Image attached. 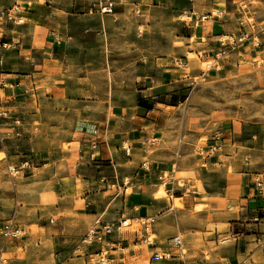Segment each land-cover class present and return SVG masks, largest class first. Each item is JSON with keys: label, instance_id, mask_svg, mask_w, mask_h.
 I'll return each mask as SVG.
<instances>
[{"label": "crops", "instance_id": "crops-1", "mask_svg": "<svg viewBox=\"0 0 264 264\" xmlns=\"http://www.w3.org/2000/svg\"><path fill=\"white\" fill-rule=\"evenodd\" d=\"M19 1L0 0V9L19 4V15L24 18L19 25H0V41L7 43L6 48L0 49V108L6 115L0 118V152L5 153L7 164L17 165L29 154L37 161L44 159L42 165L33 169L50 166L44 178L47 182L57 179L62 193L58 210L64 214L55 219L44 236L45 249L56 254L52 261L45 263L40 259L41 254H34L37 264H89L83 250L95 251L98 246L93 245V250L92 246L84 247L76 253L79 250L75 245L98 216L110 222L126 216L152 219L150 232L157 237L182 234L179 226H169L164 221L166 214L181 211L174 207V200L180 201L183 212L202 200H209L204 205L209 204L213 210L208 212L206 223L223 224L221 235L230 233L232 239L202 254L201 250L191 249L184 239L182 251L169 245L162 247L157 240L152 246H145L139 242V231L117 232L115 229L106 248L114 260L112 264H264V177L224 174L227 181L216 193L207 191L208 198L196 196L199 191H180L178 195L170 193L167 206L165 201L154 199L152 195L168 170L154 171L153 163L158 166L157 157L146 159V155L136 154L161 127L158 116L164 117L167 107L181 103L182 85L187 84L189 76L183 72V67L194 60L182 62L181 58L170 54L142 58L143 62L137 64L138 80L142 82L139 97L132 106L112 102L107 107L101 101L99 90L93 84L92 87L86 85L88 74L84 64H80L79 56L83 55V50H88L90 43L75 40L70 29L73 20L83 22L85 15H89L92 27L83 25L81 36L88 31L99 34L104 20L123 19L128 7L130 14H136L133 19L136 18L137 27H149L155 10L169 8L172 15L181 13L189 19L186 23L191 28L189 37L194 36L199 41L195 47L185 46L189 49L186 53L196 60L202 53L210 57L209 52L217 51L220 36L236 33L238 23L234 22L233 12L238 9L239 0H114L113 12L102 15L94 11L95 3L87 0H52L50 4ZM83 2L92 4L90 13L83 11ZM216 6L219 11L212 17L210 12ZM200 13L206 18L198 20ZM107 99L105 97L104 102ZM97 138L98 148L93 150L92 142ZM124 145L129 147V155L124 153ZM142 160L147 162V172L140 166ZM198 160L201 162L200 158ZM208 161L207 169L212 172L223 166L222 162L220 166L214 164L221 161L219 154ZM106 169L109 175H104ZM4 173L5 169L0 168V181L5 178ZM126 175H131L130 183L140 188V192L132 190L130 195H121V190L115 194L108 188V182L125 179ZM229 177L233 183H229ZM174 178L166 182L173 183ZM256 180L261 181V189L255 186ZM104 195L109 197L103 201ZM13 199L14 203L10 201ZM17 209V198L0 189V220L16 213ZM74 210L80 212L75 218L72 217ZM214 230L220 237L218 228ZM17 243L10 247L9 254L13 255L10 264H21L22 259L28 258H20L15 251ZM155 252L169 254V258L152 260Z\"/></svg>", "mask_w": 264, "mask_h": 264}, {"label": "rangeland", "instance_id": "rangeland-1", "mask_svg": "<svg viewBox=\"0 0 264 264\" xmlns=\"http://www.w3.org/2000/svg\"><path fill=\"white\" fill-rule=\"evenodd\" d=\"M16 1L20 3L19 0ZM87 1L95 3V0ZM88 2L81 3L86 13H90L89 8H92V4ZM219 2L217 5H222L218 4ZM237 6L238 9L236 8L233 12L234 22L238 23L235 34L238 33L241 22L246 29L253 21L256 24L255 31L259 32L260 44L254 49L244 44L218 59L215 58L218 50L209 52L210 57H205L206 53H202L196 60L194 56L186 53L189 49L185 46L195 47L199 40L194 36L189 37L191 28L186 26L189 19L181 16V13L172 15L169 8L155 10L156 12L152 14L153 19L148 23L149 27L136 26V18L133 19L136 14L129 13L130 7L123 19L117 22L104 20L99 34L96 31V33L88 31L85 36H81L83 25L92 27L93 20L89 15H85L83 22L73 20L70 25L75 40L90 43L88 50H83L82 57L79 56L82 58L80 64H84V71L86 75L88 74L86 85L92 87L93 84L99 90L101 101L107 107L112 102L132 106L136 97H139L142 82L138 80L137 64L143 62V60L140 61L142 58L170 54L181 58L182 62L194 60V63L188 67H183V72L189 76L186 80L187 84L182 85L184 91L179 97L181 103H177L174 107H167L164 110V117L158 116V124L161 127L153 136H150L151 139L146 141L144 148L136 153L138 156L146 155V159L157 157L158 166L156 168V164L153 163L154 171L168 170V173L164 172L165 178L158 182L159 185L152 195L154 199L165 201L167 206L171 199L170 193L178 195L180 191L187 193L195 190L200 192L195 194L196 196L208 198L207 191L216 193L224 181H227L224 174L234 177L236 174L245 173L258 178L264 177V0H239ZM218 11L219 8L216 6L212 8L210 14L215 17ZM198 15L199 19L203 13ZM196 23L198 26L199 22ZM105 97L109 99L104 102ZM0 111L3 110L0 108ZM152 127L153 124H150L149 128ZM217 135L222 142L219 159L223 166L212 172L207 167L201 166L198 150L211 143ZM157 136L160 139H155ZM98 140V138L95 140L97 148ZM22 149L26 151L23 146ZM5 157V153L0 152V168L6 171L5 178L0 181V189L9 196L17 198L18 209L16 213H11L4 220H0V223L13 217L22 229V235L7 241L0 236L3 264H10L9 259L13 256L9 254L12 251L10 247L15 242H19L15 251L20 258L28 257L22 259L21 264H37L38 261L36 262L33 258L34 254H41L40 259L44 263L52 261L56 252H48L45 249L44 236L46 229L54 225L56 218L64 217V214L58 210V203L62 201L60 200L62 199L61 187L57 179L45 181V171L50 166L33 169L37 165H42L45 162L44 159L37 161L31 154L23 157L22 161L31 160V168L22 170L12 177L7 172L9 163L4 162ZM40 157L43 158L45 155ZM60 169L62 168H58ZM104 175H109L108 169L104 171ZM130 176L126 175L125 179L118 181L113 179V183L108 182V188L115 194L121 190V195H130L132 190L140 192V188L130 183L131 180L128 178ZM173 178L175 182H166L172 181ZM228 181L233 183L234 180L229 177ZM124 182H127V191H124ZM170 189L172 191H166ZM49 192L53 195L50 196ZM108 197L109 195H104L102 200ZM10 201L14 203V199ZM198 203L183 212L180 201L174 200V207L181 211L176 212L177 215L173 211L166 214L164 221L169 226H179L180 231H183L182 234L176 232L172 236H181L186 243H189L191 249L197 252L201 250L204 254L206 249H215L216 246L229 242L232 235L230 233L221 235L223 224L206 223L208 212L213 210L208 207L209 204L204 205L209 203V200ZM79 213L74 210L72 217L75 218ZM134 219L138 221H133L126 216L121 220L108 222L116 226L122 220H126V223L130 225L117 228V232L136 229L141 233L142 220L147 218ZM147 221L154 222L152 219ZM215 227L218 228L220 237H217ZM193 229L196 231H192ZM149 236L153 242L157 240L162 247L168 246V237H172L167 234L157 237L154 232H150ZM28 237L30 238L26 240L25 238ZM206 241L209 243L206 244ZM5 243L8 244L7 248ZM76 246L77 244L75 248ZM91 249H94L93 245ZM83 252L88 263L91 264L89 257L94 251L86 253L83 250ZM185 252L186 248H184ZM160 254L163 253L160 252Z\"/></svg>", "mask_w": 264, "mask_h": 264}, {"label": "built area", "instance_id": "built-area-1", "mask_svg": "<svg viewBox=\"0 0 264 264\" xmlns=\"http://www.w3.org/2000/svg\"><path fill=\"white\" fill-rule=\"evenodd\" d=\"M42 4H50L52 0H37ZM94 11L98 14H110L113 12L115 1L114 0H97L93 5ZM20 13V5L13 4L8 8L0 9V25L2 24H22L23 19L19 15ZM212 15V14H210ZM217 16V15H216ZM215 16V17H216ZM206 16L202 15L198 20L205 19ZM249 28H243L242 22L240 23V29L237 34H229L222 35L218 40L219 49L215 54V58L223 57L227 55L229 52L235 50L238 47L247 44V46H251L253 49L259 46V32L255 31L256 24L252 21L249 23ZM7 43L0 41V49L6 48ZM0 118H6V115L3 111H0ZM92 148L95 150L96 142H92ZM147 150V148H146ZM123 151L125 155H129V147L123 146ZM222 151V142L220 137L217 135L212 139V142L204 147L199 148L198 154L200 155L201 166L207 167L209 165V159L211 157L216 156ZM221 161H216L214 164L220 166ZM141 167L145 170H148V165L146 161H142ZM31 168V160L25 159L20 162L18 166H12L11 164L7 165V172L10 176H14L22 170ZM255 186L261 189L262 183L259 180L254 181ZM127 182L123 183L124 191H127L126 187ZM133 221H138V219H132ZM126 220H122L118 223V225L114 226L113 223L108 221H104L100 216L96 217L90 226L87 228L84 235L79 239L76 249L81 250L84 247L90 248L92 245H97L98 249L95 250L89 260L92 262L91 264H112L113 258L106 252V248L108 246L109 238L112 237L114 230L120 228L122 226H129V223L125 222ZM52 222V220H50ZM142 228L139 237V242L145 246H152L154 244L153 240L150 239V224L146 220H142ZM134 232H137L135 229ZM22 235V229L15 222L13 217H10L6 221L0 223V236L2 239L7 241L8 239L18 238ZM168 245L172 248L179 249L182 251V238L181 236H172L168 239ZM169 258V254H159L157 252L151 255L152 260H159ZM0 262L2 264L4 261L2 260V250L0 249ZM183 264V263H181Z\"/></svg>", "mask_w": 264, "mask_h": 264}, {"label": "bare ground", "instance_id": "bare-ground-1", "mask_svg": "<svg viewBox=\"0 0 264 264\" xmlns=\"http://www.w3.org/2000/svg\"><path fill=\"white\" fill-rule=\"evenodd\" d=\"M126 222V221H125Z\"/></svg>", "mask_w": 264, "mask_h": 264}]
</instances>
